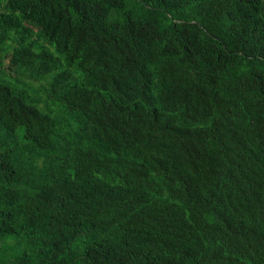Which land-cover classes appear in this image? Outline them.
<instances>
[{"label":"trees","instance_id":"1","mask_svg":"<svg viewBox=\"0 0 264 264\" xmlns=\"http://www.w3.org/2000/svg\"><path fill=\"white\" fill-rule=\"evenodd\" d=\"M0 264H264V0H0Z\"/></svg>","mask_w":264,"mask_h":264},{"label":"rangeland","instance_id":"2","mask_svg":"<svg viewBox=\"0 0 264 264\" xmlns=\"http://www.w3.org/2000/svg\"><path fill=\"white\" fill-rule=\"evenodd\" d=\"M37 85V84H36Z\"/></svg>","mask_w":264,"mask_h":264}]
</instances>
